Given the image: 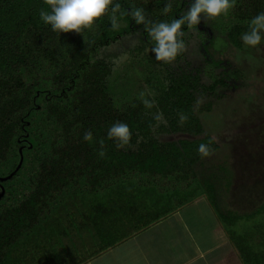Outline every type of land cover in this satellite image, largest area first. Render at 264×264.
Here are the masks:
<instances>
[{
  "label": "trees",
  "instance_id": "trees-1",
  "mask_svg": "<svg viewBox=\"0 0 264 264\" xmlns=\"http://www.w3.org/2000/svg\"><path fill=\"white\" fill-rule=\"evenodd\" d=\"M114 3L123 12L143 8L152 22H170L192 0H172L167 15L168 0ZM42 8L50 11L44 0H0V178L22 159L11 178L0 180V264H83L203 195L194 189L195 168L210 156L201 157L198 148L210 144L215 153L219 144L201 115L248 82L242 68L210 48L219 38L244 50L242 34L264 12V0H235L226 16L191 28L193 35L185 25V43L201 40L204 55L196 61L185 52L170 64L156 60L145 26L128 15L118 31L105 16L90 30L59 33L41 21ZM128 35L140 42L126 60L103 54ZM134 64L127 78L139 79L134 84L141 91L121 98L111 79ZM117 121L131 129L129 146L118 148L108 138ZM88 130L91 142L83 139ZM214 209L244 264H264V200L252 214H228L237 224L227 225ZM83 247L92 256L85 259Z\"/></svg>",
  "mask_w": 264,
  "mask_h": 264
},
{
  "label": "rangeland",
  "instance_id": "rangeland-1",
  "mask_svg": "<svg viewBox=\"0 0 264 264\" xmlns=\"http://www.w3.org/2000/svg\"><path fill=\"white\" fill-rule=\"evenodd\" d=\"M194 29L190 31L192 35L196 32ZM201 39L204 40L205 35ZM139 42V36L128 35L103 50V54H112L118 59L124 56L126 60L127 53ZM201 43L196 37L187 39L186 53L196 61L204 55ZM211 47V54L242 68L248 80L245 87L229 91L225 99L216 102L211 113L201 115L206 132L218 142L219 149L196 166L199 178L194 189L196 194H209L228 225L234 222L228 219L231 215L252 214L264 200V39L255 48L244 45V50L226 46L219 38L213 41ZM131 69H137L135 64L124 65L122 72L111 79L114 91L121 98H127L125 94L128 93L131 99L141 91L138 82L134 84L139 79L131 78V83L127 78ZM228 214L231 215L227 217ZM196 221L193 215L192 223ZM57 248L60 252L64 249Z\"/></svg>",
  "mask_w": 264,
  "mask_h": 264
},
{
  "label": "clouds",
  "instance_id": "clouds-1",
  "mask_svg": "<svg viewBox=\"0 0 264 264\" xmlns=\"http://www.w3.org/2000/svg\"><path fill=\"white\" fill-rule=\"evenodd\" d=\"M50 11L42 8L39 12L41 21L49 25L54 32L59 33H80L83 30L91 29L97 21L105 16L109 17V22L113 31H118L121 19L128 15L137 25H144L148 36L154 42L152 52L157 61L172 63L179 56L187 51L184 40L185 25L189 29L209 19H216L226 16L235 7V0H192L190 7L179 18L170 22H152L143 8L133 7L130 11L123 12L120 3L114 0H44ZM172 0H168L162 9L167 15L172 11ZM119 14V15H118ZM264 33V12L254 16L249 23V30L242 34V40L249 47H257L261 44ZM145 93H140L144 97ZM146 108H152L153 103L147 99L143 100ZM187 119L181 114L180 121L183 123ZM108 138L116 141L118 148L129 146L132 140V132L129 126L117 121L108 130ZM83 139L86 142L93 141V133L88 130L84 133ZM139 142V140L137 141ZM100 157L105 156L104 141L100 140ZM210 144L201 143L198 153L201 157H208L214 153Z\"/></svg>",
  "mask_w": 264,
  "mask_h": 264
},
{
  "label": "crops",
  "instance_id": "crops-1",
  "mask_svg": "<svg viewBox=\"0 0 264 264\" xmlns=\"http://www.w3.org/2000/svg\"><path fill=\"white\" fill-rule=\"evenodd\" d=\"M203 210V211H202ZM193 215L196 222L192 223ZM137 240V241H135ZM85 259L89 248L83 247ZM83 264H244L209 197L171 215Z\"/></svg>",
  "mask_w": 264,
  "mask_h": 264
},
{
  "label": "water",
  "instance_id": "water-1",
  "mask_svg": "<svg viewBox=\"0 0 264 264\" xmlns=\"http://www.w3.org/2000/svg\"><path fill=\"white\" fill-rule=\"evenodd\" d=\"M21 164H22V159H21V162H20L19 166H18L17 169L14 171V173H16L17 170L21 167ZM14 173H13V174H14ZM13 174H11V175H10L9 177H7V178H0V180H1V181H6V180H8L9 178H11ZM3 196H4V189H2V193L0 194V199H1Z\"/></svg>",
  "mask_w": 264,
  "mask_h": 264
}]
</instances>
